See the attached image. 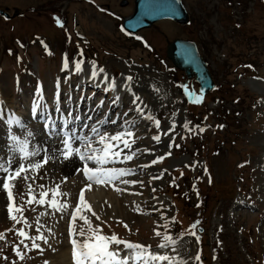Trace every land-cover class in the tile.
Returning a JSON list of instances; mask_svg holds the SVG:
<instances>
[{
	"label": "rangeland",
	"instance_id": "rangeland-1",
	"mask_svg": "<svg viewBox=\"0 0 264 264\" xmlns=\"http://www.w3.org/2000/svg\"><path fill=\"white\" fill-rule=\"evenodd\" d=\"M121 1L0 0L1 10L10 15L15 9L21 13L9 21L0 17L3 106L19 112L35 132L34 143H49L42 122L34 121L27 111L39 80L45 87V98L53 103L54 97L47 92L56 84H65L66 95L76 93L86 104L99 97L95 106L104 103L92 122L115 119L117 124L106 128L111 131L137 115L132 111L124 116L134 109L131 97L135 92L147 105L145 114L153 120H137L133 131L139 139L131 149L136 154L132 161L116 166L131 168L133 174L124 179L137 183L93 185L91 190L99 189L103 196L93 201L86 198L106 221L103 232H115L122 239L157 250L161 238L154 230L161 231L178 243L175 252L171 247L160 251L172 256L179 253L177 258L185 264H264V0H181L189 24L161 20L133 35L121 30L122 18L132 13L133 0H126L124 7L119 5ZM176 38L194 41L207 63L215 87L203 97L197 93L193 78L187 83L192 95L185 92L183 72L174 69L165 56L167 42ZM81 51L84 71L76 73L74 61L81 59ZM64 54L69 70H63ZM91 61L103 67L104 74L114 75L117 87L112 95H120L123 104L111 105L109 94L95 91L91 84L76 90V74L89 79ZM129 75L133 77L132 92H126L122 83ZM134 116L132 119L137 118ZM2 128L6 129L0 121V157L7 151L6 130ZM154 135L159 140L152 139ZM159 156L164 159L151 164ZM47 171L48 176L37 180V185L52 187L68 176L60 188L74 206L83 186L80 174H63L53 168ZM33 187L38 193L39 188ZM18 192L27 193L22 180L14 189ZM24 208L18 217L21 223L10 221L6 194L0 190V232L4 233L0 264H68V215L53 212L46 205L25 204ZM89 218L94 225L99 223L90 214ZM197 221L199 242L191 227ZM75 223L79 226L83 222ZM37 226L47 237L46 244L37 241L43 251L31 249V241L26 240L28 249L20 245L24 259H17L12 246L19 245L20 238L14 230L23 228L36 235ZM8 229L11 231H5ZM197 254L199 260L195 259Z\"/></svg>",
	"mask_w": 264,
	"mask_h": 264
},
{
	"label": "snow or ice",
	"instance_id": "snow-or-ice-1",
	"mask_svg": "<svg viewBox=\"0 0 264 264\" xmlns=\"http://www.w3.org/2000/svg\"><path fill=\"white\" fill-rule=\"evenodd\" d=\"M56 23L61 25L59 18H56ZM62 26V25H61ZM139 39V37H138ZM81 59L74 61V71L80 73L84 71L82 65L83 52L78 53ZM64 68L69 67L67 54L63 58ZM251 67V65H249ZM105 73L103 67H97L96 61L89 62L88 75L91 79ZM105 80L110 78L104 75ZM133 77L127 76L124 81L125 91L132 92L131 82ZM117 85L112 78V82L107 84L106 91L116 88ZM158 91V89H154ZM185 92H188L185 87ZM71 99V97H67ZM121 100L120 96L113 98L112 103L118 104ZM199 100V97H197ZM59 93H54V111L59 113V123L57 119L48 112L49 104L43 94L42 86L35 89V97L32 100L31 116L39 117L42 122L43 133L49 142H52L53 147L50 148L48 143L35 142L36 136L34 130L29 128V125L24 121L23 117L9 110L7 117L4 115V102L0 99V120H3L6 126L5 132V147L7 151L5 155L0 157V190L6 194L7 217L10 221L17 224L21 223L18 217H22L25 210L24 205H39L47 206L53 212H59L68 215L67 232L71 244V256L73 264H185L182 258L167 255L160 249L172 248L175 252L177 240L173 239L168 234H163L161 231L154 230V235L161 238L157 244V250H153L151 245H145L139 242H132L128 239H122L112 232L105 234L102 225L106 221L101 220L91 204L86 199V190H91L93 185H113L119 184L128 185L136 184L135 180L124 179L133 174L132 169L127 166H116L118 163L132 161L134 151H131L133 144L139 139L133 129L136 126V119H124L119 126V130H106L105 125H116L117 121L112 118L96 119L93 117H83L77 114L73 109L66 106L63 111L60 107ZM101 105L103 101L99 102ZM131 104L134 109L130 108L124 116H129V113L135 111L137 119H146L152 121L153 117L145 114L146 104L141 100L139 95L132 92ZM144 104L142 107L141 105ZM73 121L79 122L77 126H73ZM159 120H155V124L159 127ZM82 126V127H81ZM19 130V131H17ZM203 131V129H200ZM154 140H159V136L154 135ZM178 147V145H177ZM125 149H129L125 152ZM170 155V153H166ZM164 156H159L151 161V164H156L162 161ZM71 162L74 166L73 174H80L83 178V186L79 189L78 199L73 202L72 206L68 199V193L61 191L60 185L67 181L68 176H63L60 184L52 187H46L44 183L37 185V180H43L48 176L46 166L54 162ZM22 180L27 186V193H14L17 189L18 181ZM30 181V183H29ZM142 184V182H140ZM34 185L39 188L37 193ZM120 191L119 188H116ZM17 194L20 197V202L17 203ZM27 196L25 200L24 197ZM63 197L64 199H61ZM44 213H41L43 215ZM94 217L99 223L93 224L89 218ZM175 220V217L171 218ZM77 220L83 223L79 226L75 223ZM199 222L193 224L192 235L196 236L199 242V236L196 235L195 229ZM127 228V224H124ZM11 231V229L5 230ZM15 234L20 238V244H14L12 251L15 257L19 260L24 259L23 251L28 249L29 245L25 241H31V249H41L40 243H47V237L41 234L40 227L36 228V235H30L23 228H16ZM4 238V233L0 232V239ZM123 246L122 248L120 246ZM43 251V249H41ZM123 253V254H122ZM7 260L6 256L2 257ZM196 260L200 259L197 254ZM12 264H16L15 261ZM47 264V261L45 262Z\"/></svg>",
	"mask_w": 264,
	"mask_h": 264
},
{
	"label": "water",
	"instance_id": "water-1",
	"mask_svg": "<svg viewBox=\"0 0 264 264\" xmlns=\"http://www.w3.org/2000/svg\"><path fill=\"white\" fill-rule=\"evenodd\" d=\"M126 2H122L124 6ZM17 12L13 14V17ZM0 16L9 19V15L0 11ZM171 19L179 24L188 22L187 14L179 0H135L134 12L123 19V27L135 33L140 29L150 27L160 19ZM166 55L177 68L182 70L187 77L195 76L199 84V93L202 95L213 88L211 76L206 63L200 57L194 42L174 40L166 48Z\"/></svg>",
	"mask_w": 264,
	"mask_h": 264
},
{
	"label": "bare ground",
	"instance_id": "bare-ground-1",
	"mask_svg": "<svg viewBox=\"0 0 264 264\" xmlns=\"http://www.w3.org/2000/svg\"><path fill=\"white\" fill-rule=\"evenodd\" d=\"M88 74V73H87ZM104 75H107V77H109L110 79L109 80H104V81H102V78L104 77ZM73 76V75H72ZM99 76H101L100 77V79H97V77H96V81L95 82H93L94 80L93 79H88V80H86L85 79V77H82V79L80 78V75H78V74H76V77H75V80L74 81H77L76 82V84H85V83H87V82H92V84H95V85H97L96 87V89H99V90H101V91H103V90H105L106 89V87H107V84L108 83H110V82H112V76H111V74L110 73H108V74H101V75H99ZM99 83H101L100 85H98ZM122 83L124 84V80H122ZM122 84V85H123ZM71 86L73 87V84H70V91H71ZM76 86V85H75ZM59 88H61V85H59ZM62 89H63V91L64 92H67L66 90L67 89H65V87L64 86H62ZM115 89V88H114ZM114 89H109V90H107V94H109L108 96L109 97H113V95H112V90H114ZM98 90V91H99ZM47 94H48V96L50 95V96H52V91H48L47 92ZM60 96V101H63L64 102V107L66 106V107H68V104H71V102H73L76 98H75V96H76V93H72V94H70V97H71V99L69 100V99H67V97L69 96V94H67V96L64 94V95H59ZM35 97V94L33 95V97H32V100H33V98ZM32 100L30 101V103L29 104H31L32 105ZM108 100H109V98H108ZM47 101H49V100H47ZM121 101V103H122V99L120 100ZM61 104V103H60ZM123 104V103H122ZM61 106V105H60ZM81 106H82V103H81V105H80V108H81ZM4 107V106H3ZM52 108H54L53 106H52ZM97 108H98V106H96V107H90L89 109H88V112H90V116L92 117L94 114H96L97 113ZM123 108V107H122ZM11 109V107H4V115H5V118L7 117V115H8V112H9V110ZM58 117H59V115H57ZM134 115H132L129 119L131 120L132 119V117H133ZM135 118L137 117V115H135L134 116ZM137 118H136V124H137ZM74 124H76V125H78L79 124V122H76V121H73V125ZM108 124H106L105 125V127L107 126ZM3 130H6V129H4V128H2ZM41 142H44L43 140L41 141ZM49 144V147L50 148H52L53 147V144H52V142H49L48 143ZM49 168H53L55 171H57V172H59V173H63V174H71L73 171H74V166H73V163H71V162H65V163H61V162H59V161H57V162H54L53 164H48V166L46 167V169H49ZM79 181L82 183L81 185H83V178L82 177H80V175H79ZM104 189V188H103ZM78 194H79V192H78ZM78 194H76V200L78 199ZM101 196H103V192L102 191H100L99 189H96V190H86V198H89V200L90 201H93V200H98V199H100L101 198ZM75 200V201H76ZM108 201H110L112 204H114L115 206L117 205V203H115V202H113L112 201V199L110 198V200H108ZM111 204V205H112ZM67 246L69 247H71V244L70 243H67ZM169 252V251H168ZM67 263L68 264H73V261H71L72 260V256H71V250L67 253ZM60 262V261H59ZM63 264V263H62Z\"/></svg>",
	"mask_w": 264,
	"mask_h": 264
}]
</instances>
